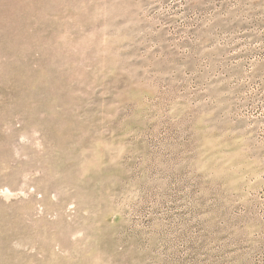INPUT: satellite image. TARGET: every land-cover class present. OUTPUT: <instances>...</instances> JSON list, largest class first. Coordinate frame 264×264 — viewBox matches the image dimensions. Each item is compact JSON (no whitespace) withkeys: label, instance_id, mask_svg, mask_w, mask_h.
Segmentation results:
<instances>
[{"label":"rangeland","instance_id":"obj_1","mask_svg":"<svg viewBox=\"0 0 264 264\" xmlns=\"http://www.w3.org/2000/svg\"><path fill=\"white\" fill-rule=\"evenodd\" d=\"M0 264H264V0H0Z\"/></svg>","mask_w":264,"mask_h":264}]
</instances>
